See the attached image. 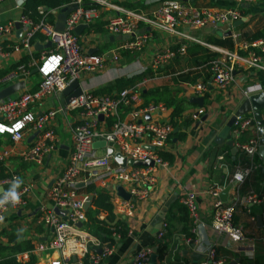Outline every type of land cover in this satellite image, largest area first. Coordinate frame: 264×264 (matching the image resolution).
I'll use <instances>...</instances> for the list:
<instances>
[{
    "label": "built area",
    "instance_id": "built-area-1",
    "mask_svg": "<svg viewBox=\"0 0 264 264\" xmlns=\"http://www.w3.org/2000/svg\"><path fill=\"white\" fill-rule=\"evenodd\" d=\"M120 1L123 0H70L62 6V9L70 8V11L61 30L55 29L46 16L34 21L22 14L18 20L23 28L24 38L21 43L25 48H31L30 40L37 35L44 36L52 47L42 52L38 58L32 57L30 61L29 67L39 62L38 88L0 100V135H4L12 147L29 137L31 144L19 150L18 159L25 164L37 165H41L47 155L58 149L61 142L58 133L61 117L66 116L68 119L65 125L71 140V151L64 170L46 192L45 197L50 207L41 206L37 214V224L43 225L46 232L45 240L39 241L33 251L36 254L48 251L59 253L60 260L53 261L52 264H85L84 259L88 260L87 264H97L112 252L121 233L113 227L110 239L102 242L86 229L84 204L87 193H80V186L93 185L106 190L115 215L112 225L116 221H126L133 216L135 202L144 200L151 193L156 182L157 168L169 165L159 156V152L169 150V139L173 132L170 119H151V115L157 112L168 111L162 103L142 102L141 85L145 83L146 78L134 86L99 94L82 87L81 94L71 98L65 108L59 104L58 94L72 80H80L81 74H96L109 64H118L123 52H142L148 41L153 40L154 34L170 35L175 44L180 43V51L185 52L186 44L181 41L198 40L183 32V26L202 28L207 24L232 25L242 19V8L245 5L264 0H231L232 5L225 9H197L187 1L158 0V7L149 13L124 7L119 4ZM99 9L111 12L105 20L108 32L121 38V41L115 48L106 47L99 52L89 53L81 44L80 36L74 33V29L81 24L94 27L95 14ZM13 26V22L0 24V36L11 35ZM93 34L94 31H90L85 35V39L95 41ZM204 45L217 54L210 61L208 70L214 84L221 91L227 90L233 81L236 67L261 68L264 65V33L258 38L244 41L237 49L222 48L209 43ZM155 49L152 67L166 64L174 57V51L167 45ZM27 75L25 65H20L0 76V82L13 83ZM208 86V82H196L192 87V96H203L208 92ZM261 90L263 89L258 84L249 85L242 90V94L246 98L249 94ZM56 94L58 105L42 110V105ZM202 112L203 109H198L197 114ZM252 120L253 115L249 116L248 113L236 116L232 125L236 138L251 126ZM96 141H104L105 146L94 148ZM237 148L255 155L258 139L238 144ZM117 153L134 161L152 160L153 165L122 167L115 161ZM7 154V151L0 150V187L3 188L0 198L10 189L13 180L19 177L17 173L1 176V166ZM246 174L248 170L237 173L233 180L241 182ZM119 187L129 193L128 200L118 193ZM31 188V182H23L17 189V202L0 203V232L6 227L7 214L19 211L26 205ZM210 195L214 198L211 227L216 233L227 236L233 243L247 239L243 227L235 221L236 209L240 203L260 205L264 217V194H249L242 199L237 196L225 203L218 199L217 188H212ZM180 201L187 209L192 225V237L184 235L185 244L197 248L201 243L198 230L201 222L196 195L187 192ZM168 230L169 223L163 218L157 234L158 241L163 240ZM262 238L264 239V228ZM98 250H101L100 254L96 253ZM151 254L149 249H139L133 264H151ZM203 256V260L197 264H227L228 261L219 257L214 243L207 244ZM73 257L76 258L75 261Z\"/></svg>",
    "mask_w": 264,
    "mask_h": 264
},
{
    "label": "crops",
    "instance_id": "crops-1",
    "mask_svg": "<svg viewBox=\"0 0 264 264\" xmlns=\"http://www.w3.org/2000/svg\"><path fill=\"white\" fill-rule=\"evenodd\" d=\"M25 1L2 0L0 2V24L14 23L11 35L0 36V50L2 51L0 55V71H6L2 74L4 75L11 70L17 69L20 65H25L28 71L26 77L15 81L25 82L24 89L18 93L34 91L38 88L35 86L39 84V75L38 71L35 72V69H38L39 62L37 65L29 67L30 61L32 57L36 55L39 57L42 52L50 50L52 47L51 44L49 47H44L50 41L46 40L42 35H37L33 39L30 49L22 45L21 41L24 38V34L22 25L18 20L24 14L22 11ZM187 2L197 9H225L232 5L231 0H187ZM119 4L124 7L127 4H133L136 9L149 13L158 7L159 2L158 0H123ZM41 11L43 13L46 8L42 7ZM69 11L70 8L49 11L53 19L52 22L49 21L55 29L61 30L64 27ZM242 13V18H245V21L237 26H233V24H207L202 28L183 26L181 30L193 39L198 40V42L192 40L181 42L186 44V46L192 43L205 46L204 43L213 44L210 43V39L223 40L229 37L233 42V49H237L241 43L249 40L247 39L249 36L256 33L263 35L264 1L245 5L242 8ZM44 15L47 14L44 12ZM110 15L111 12H106L104 9L96 11L95 22L98 26H96L97 29H95L93 34L95 41L90 42L85 39V35L88 34V26L80 32V42L88 52L90 50L99 52L106 47L115 48L121 41V38L117 36L110 39L112 35L108 32L105 21ZM16 23L19 24L21 29L19 34H16L19 30V28L18 30L16 28ZM229 30L231 35H227ZM169 37L170 35L166 33L154 34L153 40L148 41L142 52H136L128 56L122 54L118 64H109L103 71L96 74L83 73L79 80L82 87L93 92L102 89L117 78L129 77L142 70L149 69L152 71V75L145 77L147 80L141 85L143 91L153 87L164 86L168 87L179 97L189 99L203 97L204 101L203 106L200 107L190 100L191 105L185 109L184 116L193 120V123L187 128L184 127V130L182 128L179 130L185 132L184 138L181 140L177 138V141L173 142L169 146V150H167L174 155L173 163L167 167L157 168L156 182L151 189V193L144 200L136 201L133 216L123 221L127 230L126 234L121 235L120 239L114 243L112 252L97 264H133L134 256L139 249H149L153 254L155 253L154 250L157 253L158 247L162 244H167L168 251L161 260V264H197L203 260L208 243L215 244L219 257L228 260L227 264L232 261L235 264H257L256 260H258V264H264V239L262 238L264 217L262 218V207L260 205H244L242 203L237 206L236 222L243 227L247 239L233 243L227 236L216 233L211 227L214 198L210 195V190L217 188L219 199L221 191L229 185L231 188L226 202L233 200L237 196L242 199L249 194H264V178H261L259 171L261 158L258 153L250 155L237 148L238 150L234 155L231 153V147L227 144L230 139H233L234 146L238 147V144H245L256 137L258 139L257 127H248L240 137L236 138L231 126L225 137H219L221 130L245 100L242 90L246 86L254 84H258L264 89V65L261 68L236 67L233 73L234 79L227 90L224 91L216 87L209 72V78L205 81L209 83L208 95L206 97H204L205 94L203 96H192L193 85L204 79L199 78L195 82L176 79L179 75L183 76L194 69L202 70V66L199 68L194 65L190 66L189 55L183 53V56L178 61L170 63L173 59L172 57L168 63L161 64L156 68L151 65L156 47L167 45V47L172 48L176 45L171 37L169 40ZM35 44H39L42 48L36 49ZM205 47L213 52L208 46ZM168 64L170 65L166 68L167 72H159L160 67ZM171 68H174L175 72L171 73ZM208 69L207 72L209 71ZM2 75L0 74V76ZM86 80H90L88 84ZM9 84L12 83L0 82V89ZM142 102L145 104L152 103H146L144 97H142ZM57 105V98L51 97L42 105V110H47ZM198 109H203V112L199 115L197 114ZM169 113V109L168 111L157 112L151 115V119L167 120L170 119ZM248 115L252 116L250 112ZM202 116H206L204 121H201ZM262 117L264 118V110L262 111ZM66 121H68L66 116L61 117V125L58 128L61 142L58 149L47 155L41 165L25 164L18 159L19 150L31 144L29 137L25 138L19 145L12 147L9 141L3 137L4 135H0V150L8 152L1 166L2 176L17 173L23 182L32 183L26 205L19 211L9 212L6 216L5 228L13 227L17 229L20 233L17 242L22 243V245L27 242L31 246L29 249H24L15 254V259L18 263L27 262L30 255L33 254L36 255V264H52L53 261L58 262L60 260V254L55 251L36 254L33 250L39 241L45 240L46 230L43 225L37 224L38 210L41 206L49 205V201L45 197L46 192L54 180L63 172L71 151V140L65 125ZM66 133L69 134V138L65 136ZM221 156L222 159H220ZM245 170H248V174L245 175L241 182L233 180L235 174L243 173ZM85 189L86 187L80 186V193H86ZM187 192H193L196 195V204L201 222L198 228L201 234V237H199L201 243L197 248H193V245L185 244L183 229L186 225L189 227L191 221L185 222L182 217L183 213L178 208L182 205L181 197ZM89 196H92V194L87 193L85 198ZM258 217H261V226L258 224ZM163 218L168 221L169 230L163 240L158 241L157 234ZM0 243H8L7 238L0 235ZM10 244L8 243V245ZM96 253L99 254L98 251ZM198 254L203 255L199 259L195 258V255Z\"/></svg>",
    "mask_w": 264,
    "mask_h": 264
},
{
    "label": "trees",
    "instance_id": "trees-1",
    "mask_svg": "<svg viewBox=\"0 0 264 264\" xmlns=\"http://www.w3.org/2000/svg\"><path fill=\"white\" fill-rule=\"evenodd\" d=\"M70 0H26L24 3L23 13L33 20H40L43 17L44 12L47 15H44V17L47 20H50L52 22V14L49 12L54 9H62V6L65 4H68ZM46 8V11L42 13L40 8ZM127 8L136 9V7L133 4H127ZM49 12V13H48ZM98 24L95 22L94 27L90 26L88 27V33L90 31H95L97 29ZM99 30V28H98ZM261 34H254L249 36L247 39H255L260 37ZM210 43H213L217 46L227 47L229 49H233L234 45L232 40L227 37L223 40H217V39H210ZM174 51V57L171 60L170 63H174L178 61L182 56L183 53L190 56L191 62H189L190 66L194 65L197 68L202 66V70L194 69L190 71L187 74L185 73L183 76L177 77L181 81H187V82H195L197 79L202 78L204 79L203 82L207 81L209 78V71L207 72V68L210 67V61L216 56L215 52H211L208 48L205 46L198 44V43H192L185 48V52L180 51V43L176 44L174 47H172ZM37 54V53H36ZM130 52H123L124 56L131 55ZM36 55L35 57H37ZM26 63V62H25ZM167 66H163L159 68V72H167ZM174 68L170 69V72H175ZM6 71H0V74L2 75ZM203 72V74H202ZM152 75V71L149 69H146L142 72H139L135 75L129 76V77H120L115 79L112 83L108 84L107 86L103 87L102 89L93 91L94 94L99 93H106L111 92L112 90H121L125 87L134 86L136 82L141 81L143 78L148 77ZM182 75V74H181ZM174 79V81H176ZM38 87V84L35 86ZM209 92H207L206 95H208ZM142 96L145 98V102H153V103H162L167 109L170 110V122L173 126V129L178 127L179 129L183 127H189L193 123V120H191L189 117L184 116L185 109L191 105L190 99L186 97H179L177 94L173 93L172 90H170L168 87H153L149 88L147 90H144L142 92ZM185 136L184 131H179L178 133L171 134V137L169 139L171 145L173 144V138L176 137L178 140L183 139ZM257 138V137H256ZM159 156L166 161L169 165H171L174 161V155L171 152L168 151H160ZM2 176V174H1ZM86 193L92 194V202L90 208L86 211L87 216V222L85 223L86 229L92 234L100 238L102 242H106L110 239L111 236V228H116L119 230L121 235H125L126 233V227L124 225V222L116 221L115 224L112 225V223L115 221V215L113 213V206L109 201V194L106 190L96 188L93 185L87 186L84 190ZM181 212L183 213V218L185 222L190 221L189 215L187 209L181 205L178 207ZM263 216V215H262ZM102 217V218H101ZM263 218V217H262ZM235 221H236V215H235ZM190 226L186 225V227L183 229V233L186 237H192V233L190 231V228L192 227L191 222L189 224ZM0 235L7 238L8 243H11L8 245L1 244L0 243V264H36V255H30V258L27 262L24 263H18L15 259V254L18 252H21L24 249H29L31 246L29 243L26 242V244L22 245V243L17 242V240L20 237V233L17 231V229L10 227L9 229H2L0 232ZM168 251L167 244H162L158 247V251L156 253L157 256V262L155 264H161V260L165 256L166 252ZM13 253V255H12ZM218 253V251H217ZM84 263L87 264L88 260L84 259ZM256 263L258 264V260H256Z\"/></svg>",
    "mask_w": 264,
    "mask_h": 264
},
{
    "label": "water",
    "instance_id": "water-1",
    "mask_svg": "<svg viewBox=\"0 0 264 264\" xmlns=\"http://www.w3.org/2000/svg\"><path fill=\"white\" fill-rule=\"evenodd\" d=\"M182 1H187V0H182ZM245 21V18H242L240 20H237L233 23V26H237L242 24ZM16 28L19 30L16 32V34H19L21 31L20 26L18 23L15 24ZM220 25V24H219ZM86 25L85 24H81L75 27L74 29V33L76 35H79L80 32L82 31L83 28H85ZM227 35H231V31L229 30ZM114 36H111L110 39H112ZM50 46V42H48V44L44 47H49ZM35 48L36 49H41L42 46H39V44H35ZM92 50L89 51V53H91ZM38 69H35V72H37ZM25 87V82L24 81H18V82H14L12 84H9L5 87H3L2 89H0V100H4V99H9L10 97H12L13 95L17 94L19 91H21L22 89H24ZM82 92V87L81 84L79 82L78 79H74L72 80L59 94H58V100H59V104L65 108L67 103L69 102V100L71 98H76L78 97ZM192 103L198 104L200 107L203 106L204 101H203V97H194L190 99ZM264 110V89L261 91H255L251 94H249L248 97L245 98V100L242 102V104L239 106L238 110L234 112V115L230 118V120L228 121V123L224 126V128L221 130L219 137L223 138L226 136V134H228L229 129L231 128V126L233 125L236 116L238 115H244L247 113H251L253 115V120L251 121V126L252 127H257V132H258V149H257V153L258 156L261 158V166L259 167V171L261 174V178H264V118L262 117V111ZM101 119V116H100ZM206 119V116H202L201 117V121H204ZM185 128L183 127L182 130H184ZM179 128L176 127L173 129V133H178L179 132ZM173 142L177 141V138L174 137ZM228 146L231 147V153L232 154H236L237 152V147L234 146V142L233 139H230L227 142ZM102 146H105V142L104 141H96L93 144L94 148H100ZM116 147V146H115ZM151 148H153L151 146ZM115 161H117V163L122 166L125 167L127 165L129 166H152L153 165V161L152 160H145V161H134V160H130V159H126L125 157L121 156L119 153H117L115 155ZM231 186H227L225 187L221 193L219 194V199L222 202H226L227 200V196H228V192L230 190ZM2 187H0V193L2 192ZM118 193L125 199H129L130 195L129 193H127L126 191H124L121 187L118 188ZM91 202H92V196H89L86 198L85 204H84V210L87 211L90 206H91ZM57 213H60L59 211H56ZM258 224L261 226V217L257 218ZM81 225V224H79ZM155 253L151 254L150 257V262L151 264H155L156 260H157V256H156V250H154ZM98 253H101V250H98ZM201 255L203 254H198L195 255V258H201ZM75 261V257L72 258ZM228 264H235L234 261L228 263Z\"/></svg>",
    "mask_w": 264,
    "mask_h": 264
},
{
    "label": "clouds",
    "instance_id": "clouds-1",
    "mask_svg": "<svg viewBox=\"0 0 264 264\" xmlns=\"http://www.w3.org/2000/svg\"><path fill=\"white\" fill-rule=\"evenodd\" d=\"M22 183L23 181L19 177L15 178L10 189L3 195L2 198H0V203L17 202L19 200V194L17 192V189Z\"/></svg>",
    "mask_w": 264,
    "mask_h": 264
},
{
    "label": "rangeland",
    "instance_id": "rangeland-1",
    "mask_svg": "<svg viewBox=\"0 0 264 264\" xmlns=\"http://www.w3.org/2000/svg\"><path fill=\"white\" fill-rule=\"evenodd\" d=\"M82 81H84V80H82ZM89 81L90 80H86V83L88 84L89 83ZM89 85H92V84H89ZM53 98H57V94H56V96L55 97H53ZM67 138H69V134L68 133H66V135H65ZM221 201V200H220ZM223 203H225V202H223Z\"/></svg>",
    "mask_w": 264,
    "mask_h": 264
},
{
    "label": "flooded vegetation",
    "instance_id": "flooded-vegetation-1",
    "mask_svg": "<svg viewBox=\"0 0 264 264\" xmlns=\"http://www.w3.org/2000/svg\"><path fill=\"white\" fill-rule=\"evenodd\" d=\"M35 37H36V36H35ZM35 37H34V38H35ZM34 38H32L30 41L32 42ZM35 58H38V57H35ZM79 82H80V81H79ZM80 84H81V83H80ZM81 87H82V86H81Z\"/></svg>",
    "mask_w": 264,
    "mask_h": 264
}]
</instances>
